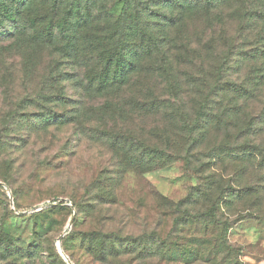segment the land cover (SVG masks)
<instances>
[{"label":"rangeland","instance_id":"374dc122","mask_svg":"<svg viewBox=\"0 0 264 264\" xmlns=\"http://www.w3.org/2000/svg\"><path fill=\"white\" fill-rule=\"evenodd\" d=\"M55 3L0 0V264H264V0Z\"/></svg>","mask_w":264,"mask_h":264},{"label":"trees","instance_id":"16d2710c","mask_svg":"<svg viewBox=\"0 0 264 264\" xmlns=\"http://www.w3.org/2000/svg\"><path fill=\"white\" fill-rule=\"evenodd\" d=\"M13 1V0H12ZM48 1H56L55 5L57 4V0H48ZM6 3V2H5ZM28 4V3H27ZM21 5V4H20ZM11 7L7 4L0 5V24L5 21H13L19 17L20 10L26 8V6L20 7ZM54 5V7H55ZM29 8V6H27ZM75 16H73L74 25L72 26L73 31L79 32V29L83 27H87L88 25L85 22L84 18L79 17V9L78 7L73 8ZM19 12V14H18ZM59 13L58 8H55V14ZM61 34L65 31L64 28H56ZM134 27L129 26L128 28L124 29L122 33L124 35V42H120L119 46L110 52L105 51L104 53L100 54V58L102 59L101 65L103 68L100 74L94 78L95 83H97L98 91L102 92L112 87H116L121 89L125 87L129 83V78L135 72V63L137 61L136 54H133L130 50V47L126 44L127 40H132L134 37ZM56 30V31H57ZM78 40V39H74ZM99 57V56H98ZM159 153L157 151H153L150 153L149 158L155 159L157 158ZM55 205L57 201H52Z\"/></svg>","mask_w":264,"mask_h":264}]
</instances>
